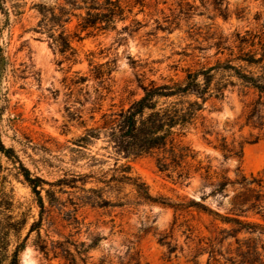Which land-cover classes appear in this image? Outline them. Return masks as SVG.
<instances>
[{
    "label": "rangeland",
    "instance_id": "1",
    "mask_svg": "<svg viewBox=\"0 0 264 264\" xmlns=\"http://www.w3.org/2000/svg\"><path fill=\"white\" fill-rule=\"evenodd\" d=\"M5 2L0 137L18 160L0 154V264H13L17 248L18 264H194L188 229L208 235L212 217L141 202L133 183L171 203L199 201L209 188L202 189L199 176L190 186L175 184L157 170L154 155L126 158L106 123L143 96L142 85L183 82L188 70L219 68L238 53L237 35L264 38V0ZM87 21L94 25L83 29ZM213 74L214 82L237 84L205 104V119L185 141L212 171L234 177L240 168L264 179V138L245 143L242 159L225 160L214 147L216 134L204 136L207 126L228 143L256 133L240 131L254 95L245 96L229 73ZM123 175L131 180H115ZM232 195L230 189L225 199L204 204L224 214ZM161 235L184 250L169 259Z\"/></svg>",
    "mask_w": 264,
    "mask_h": 264
},
{
    "label": "trees",
    "instance_id": "2",
    "mask_svg": "<svg viewBox=\"0 0 264 264\" xmlns=\"http://www.w3.org/2000/svg\"><path fill=\"white\" fill-rule=\"evenodd\" d=\"M5 3V0H0V14H7ZM93 25L94 23L87 21L82 27L85 29ZM2 30L0 26V34ZM237 38L239 51L236 55L232 52V59L226 64L219 65V68L188 70L183 82L162 85L151 82L149 85H142L143 96L127 109L112 114L106 123V128L111 131L110 138L115 149L126 158L154 155L157 170L175 184L190 186L191 179L199 176L202 189L209 188V193L203 194L199 201L185 197L182 202L171 203L152 197L143 183H138L137 180L133 183L141 202L169 206L176 212L194 209L212 217L211 226L206 227L208 235H194L195 230L188 229V257L194 264H201L200 260L205 256V264H264V179L253 174L247 176L240 168L235 171L234 177L229 175L228 170L212 171L211 166H204L198 160L197 153L185 141L188 129L195 126L202 117L205 104L212 97L222 98L225 89L237 84L235 81L214 82L213 72L216 69L235 78L245 89V96L249 93L254 95L253 100L246 105L240 131L249 127L256 133H251L245 142L236 143L234 139L228 143L225 136L204 125V136L216 134L218 144L214 147L222 151L225 160L242 159L245 143L254 144L264 138V38L255 35H237ZM64 44L68 46V43ZM247 47L251 49L246 50ZM5 60L4 50L0 46V98ZM0 154L18 160L14 150L6 148L1 137ZM26 172V180L38 194L35 179L30 178L29 172ZM122 179L131 180L125 175L115 180L121 182ZM230 189L233 195L224 214L204 204L209 197L225 199ZM216 221H220V225ZM35 227L36 224L31 227V231H34ZM167 238L161 235L159 243L167 247V257L170 259L178 249H184L172 244ZM19 252L20 249L17 248L13 254V264H18ZM71 264H75L74 260ZM84 264L88 263L84 261Z\"/></svg>",
    "mask_w": 264,
    "mask_h": 264
}]
</instances>
